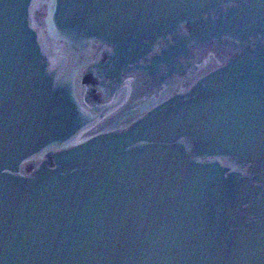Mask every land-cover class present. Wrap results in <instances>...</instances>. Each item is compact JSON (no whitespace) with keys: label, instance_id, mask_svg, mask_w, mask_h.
<instances>
[{"label":"water","instance_id":"water-1","mask_svg":"<svg viewBox=\"0 0 264 264\" xmlns=\"http://www.w3.org/2000/svg\"><path fill=\"white\" fill-rule=\"evenodd\" d=\"M0 264H264V0H0Z\"/></svg>","mask_w":264,"mask_h":264}]
</instances>
